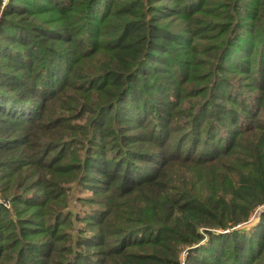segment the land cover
Instances as JSON below:
<instances>
[{
  "label": "trees",
  "instance_id": "obj_1",
  "mask_svg": "<svg viewBox=\"0 0 264 264\" xmlns=\"http://www.w3.org/2000/svg\"><path fill=\"white\" fill-rule=\"evenodd\" d=\"M0 199V264H264V0H0Z\"/></svg>",
  "mask_w": 264,
  "mask_h": 264
},
{
  "label": "rangeland",
  "instance_id": "obj_2",
  "mask_svg": "<svg viewBox=\"0 0 264 264\" xmlns=\"http://www.w3.org/2000/svg\"><path fill=\"white\" fill-rule=\"evenodd\" d=\"M84 195L88 196L89 193L87 191H81L78 187H74L73 188V191H72V201H71V203L73 205H76V208L70 207L71 210H73V211L79 210L80 207L78 206V204H76V198L77 197H82ZM0 203H4L7 208L11 207V204H10L9 201L3 202L0 199ZM263 208H264V206H261L257 211L260 212ZM255 222H257V216L253 215L252 218L250 219V221L247 222V223H245V225H243L241 227L248 228V227L252 226L253 224H255Z\"/></svg>",
  "mask_w": 264,
  "mask_h": 264
}]
</instances>
